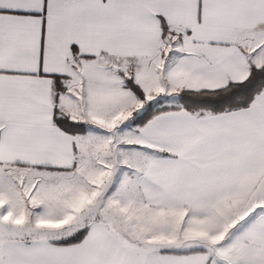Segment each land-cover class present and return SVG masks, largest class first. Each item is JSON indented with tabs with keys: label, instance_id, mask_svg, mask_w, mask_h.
<instances>
[{
	"label": "snow or ice",
	"instance_id": "snow-or-ice-1",
	"mask_svg": "<svg viewBox=\"0 0 264 264\" xmlns=\"http://www.w3.org/2000/svg\"><path fill=\"white\" fill-rule=\"evenodd\" d=\"M0 264H264V0H0Z\"/></svg>",
	"mask_w": 264,
	"mask_h": 264
}]
</instances>
